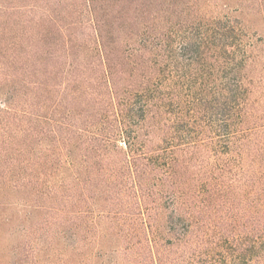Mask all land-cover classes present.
Here are the masks:
<instances>
[{
	"label": "trees",
	"instance_id": "1",
	"mask_svg": "<svg viewBox=\"0 0 264 264\" xmlns=\"http://www.w3.org/2000/svg\"><path fill=\"white\" fill-rule=\"evenodd\" d=\"M208 2L0 0V264H264V38Z\"/></svg>",
	"mask_w": 264,
	"mask_h": 264
},
{
	"label": "rangeland",
	"instance_id": "2",
	"mask_svg": "<svg viewBox=\"0 0 264 264\" xmlns=\"http://www.w3.org/2000/svg\"><path fill=\"white\" fill-rule=\"evenodd\" d=\"M205 13L211 17L237 18L244 26L245 35L259 39L264 38V10L262 11L256 4V0H206ZM244 1V4H240ZM228 4V5H227ZM264 5V3H263ZM260 56L264 57V43L260 47ZM12 214L14 211L10 210ZM14 243V238L6 237L5 248Z\"/></svg>",
	"mask_w": 264,
	"mask_h": 264
}]
</instances>
